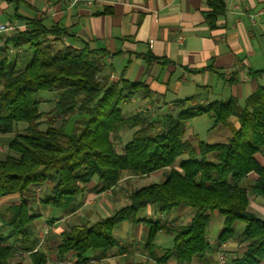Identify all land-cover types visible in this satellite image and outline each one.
Masks as SVG:
<instances>
[{
    "label": "trees",
    "instance_id": "16d2710c",
    "mask_svg": "<svg viewBox=\"0 0 264 264\" xmlns=\"http://www.w3.org/2000/svg\"><path fill=\"white\" fill-rule=\"evenodd\" d=\"M207 3V20L214 28L218 17L225 14V0ZM18 17L28 27L7 36L6 43L24 53L30 48L32 55L18 67V55L10 59L8 47L0 48V135L15 132L5 153L0 151V198L20 196L5 217L10 233L0 238V264H25L22 255L17 257L22 252L29 254L30 264H49L48 256L36 249L31 239L38 217L32 212L35 187L54 178L51 193L40 201L66 209L95 177L101 192L113 188L127 173L142 176L165 168L170 170L164 180L132 190L130 203L112 215L64 231L57 247L60 259L73 251L76 262L83 264L92 260L84 256L89 251L96 259L107 257L114 248L124 253L114 229L127 221L147 228L145 248L148 259L156 264H168L170 259L180 264H210L213 247L208 228L211 212L218 211L224 223L217 238V254L223 244L234 239L236 223L244 222L243 250L232 256L230 263L261 264L264 217L250 209V194L264 199V165L256 159L264 149V85H259L244 105L236 98L188 103L177 114L168 113L157 122L150 120L146 110L129 114L121 108L142 89L141 82L123 76L111 82V76H102L105 68L100 52L89 46L53 50V43L67 35L68 28L58 24L46 27L38 16ZM42 91L56 93L46 112L41 111V101L36 98ZM202 114L213 118V127L229 125L230 138L213 144L201 140L196 145L185 138L186 122ZM232 117L237 118L238 126L230 123ZM19 124L25 126L16 132ZM125 127L136 129L119 152L115 137ZM185 154L188 158L178 161ZM211 154L215 161L209 158ZM251 172L258 177L248 189L243 183ZM152 204L164 214L181 206L191 207L195 213L185 224L141 218L140 210ZM161 231L173 236L171 248L155 244Z\"/></svg>",
    "mask_w": 264,
    "mask_h": 264
},
{
    "label": "crops",
    "instance_id": "0c3cea01",
    "mask_svg": "<svg viewBox=\"0 0 264 264\" xmlns=\"http://www.w3.org/2000/svg\"><path fill=\"white\" fill-rule=\"evenodd\" d=\"M225 5V14L218 17L217 26L212 28L206 16L209 10L207 0H80L76 3L72 0H0V24L9 20L23 22L18 20V16H38L46 27L58 24L68 28V34L56 41L55 47L59 44L61 49L65 46H89L100 52L104 73L108 76L113 75L117 79L123 76L142 83V89L125 102L126 112L130 114L131 109L134 113L141 110L147 112L149 109L150 120L158 121L164 120L165 115L170 113L169 109L172 111L188 98H193L187 101L190 104L236 98L240 105H244L257 87L264 85V0H225ZM0 37L3 35L0 34ZM0 48H3L1 44ZM185 88L191 92L200 90L202 95L171 99L170 94L179 96ZM152 94H157V97L149 101ZM143 101L146 104L141 105ZM151 108H154L152 113ZM229 121L238 126L237 118L232 117ZM221 126L229 131L224 139L227 141L231 136L230 127ZM211 128L215 127L212 125ZM125 129L115 138L124 136ZM256 159L264 165V149L256 155ZM169 170L165 168L136 178L155 176L161 178L156 180L162 181ZM257 177L255 172H251L245 180L250 179L254 184ZM127 178L132 177L125 175L113 188L101 192L97 191L99 179L93 178L66 209L40 201L51 193L48 183L35 187L37 197L32 203V210L37 211L35 214L45 224L36 226L37 218L34 220L31 239L36 242V249L48 256L49 264L77 259L73 251L60 259L57 247L64 231L85 223L94 224L130 203L132 180ZM19 200L18 193L0 198V238L10 233V228L4 224L5 217L9 214V206ZM250 206L259 208L264 214V206L258 200H250ZM145 209V215H139L141 218L165 222L168 214L159 212L157 204ZM215 212L216 229L222 230L224 217ZM194 213L193 208L181 206L170 213L166 223L185 224ZM128 223L118 224L124 228L122 239L114 229L121 247L125 249L124 253L114 248L105 258L96 259L93 251L84 256L98 261L95 264H128L127 260L136 263L149 261L152 264L153 260L148 259L145 248L147 228L142 224L134 225L137 227L135 231L129 228ZM154 242L162 248H171L173 236L161 231ZM238 242L230 240L223 248L235 249L234 254H238L244 246L242 243L236 246ZM217 251L218 245L209 253L210 264H219ZM20 255L24 257L25 264H30L27 252L17 253V257ZM168 264L180 263L170 259Z\"/></svg>",
    "mask_w": 264,
    "mask_h": 264
},
{
    "label": "rangeland",
    "instance_id": "374dc122",
    "mask_svg": "<svg viewBox=\"0 0 264 264\" xmlns=\"http://www.w3.org/2000/svg\"><path fill=\"white\" fill-rule=\"evenodd\" d=\"M53 50L55 51H58L61 49V46L60 44L58 45L59 47H55V43H53ZM27 51L24 53V52H21L19 51V49H16L15 48V51L14 52H10V59H14L15 58V54L18 55V58H19V64H18V67H22L23 64H25L28 59L31 57L32 55V50L30 48H27ZM20 55V57H19ZM25 61V62H21V61ZM102 76L105 77H109L107 73H103ZM109 80L111 82H115L117 81L118 79L117 78H112V77H109ZM192 95H198V96H201L202 95V92L200 90H197V91H194V92H191L190 89L188 88H185V90L179 95L177 96V94H170L171 96V99H178V98H186V97H189V96H192ZM169 96V97H170ZM157 97V94H152L151 98H149L148 100L151 101V100H155ZM36 98L39 99L41 101V111L42 112H46L50 109V107L52 106V103L53 101L56 99V93L54 91H42V92H39L37 95H36ZM146 104L145 101H143L141 103V105H144ZM188 105V102H184L183 104L181 105H178L175 109H173L171 111V109H169L170 113H174V114H177L180 110H182L183 108H186ZM121 108L123 109L124 112H126V103H123L121 105ZM154 108H151L150 112H154L153 110ZM155 109H158V108H155ZM165 109V108H164ZM149 111V109H147ZM138 111V110H136ZM147 111V112H148ZM158 111V110H156ZM166 112H168L167 109H165ZM130 114L134 113V110L131 109V111H129ZM43 120H45V117L43 118ZM155 120H158L157 118ZM163 120V119H161ZM158 122V121H157ZM213 125V119L208 116L207 114H202V115H199V116H196L190 120H188V129L186 130L185 132V135L184 137L185 138H188L192 143H194L195 145L199 143V141H205V142H208V143H215V142H219V141H225L224 139H226V134L228 131L227 128H224L223 126L219 125L215 128H211ZM25 124H19L17 131H22V128H24ZM41 127L42 128H46V124L45 122H43L41 124ZM127 129V132H123L125 133L124 136H118L117 138H115V144H116V148L119 152H122L123 151V146L126 142H128L130 139H131V135L134 131V129H129L128 127H126ZM191 134L193 135V137H191ZM15 136V132H12V133H7V134H4V135H0V151L2 153H5L6 151V148H7V143L10 139H12L13 137ZM188 156L185 154L183 156H181L178 161H181L183 159H187ZM209 158L213 161H215V156L214 155H210ZM127 176H130L132 178H127L128 180H132V184H131V190L133 189H136V188H140L144 185H147L149 183H152V182H157L159 181L161 178H157L155 176H149V177H145V178H142V179H137L136 176L134 175H128L127 173ZM136 179V180H135ZM156 179H159V180H156ZM48 186L50 187V191L52 190V187L55 183V180L54 178H51L48 182ZM253 184V182L250 180V179H247L244 181L243 183V186H245L246 188L249 189V187ZM38 188H36L37 190ZM39 190H37V193H38ZM250 200L253 201V200H258L259 203H261L263 206H264V199L262 197H255L254 195L250 194ZM250 209L256 213V215H258L259 217H264V214L261 213L260 209L259 208H255L253 206H250ZM145 208L141 209L140 212H139V215L141 214L142 216L145 215ZM33 213H36L34 210H32ZM58 212V211H57ZM216 212L215 211H212L211 212V220H210V224H209V228H208V237H209V241L211 243V246L213 248H215L217 245H218V240H217V237L221 231V229H216V226H215V218H216ZM171 217V214H168L166 215L165 217V222L168 218ZM35 224L36 226L41 224V225H44L45 224V221L40 217H37L36 221H35ZM130 224V227L132 230H135L137 229L136 226L133 225L132 227V223H128ZM134 228V229H133ZM245 228V223L244 222H237L236 223V227H235V237H234V240L236 241H239L238 242V246L240 245V240L241 238L243 237V230ZM115 233L117 234L118 237H120L122 239L123 235H124V228L122 225H118L116 228H115ZM220 248V246H218ZM224 253L226 256H227V262L229 264L230 263V258H232V256L234 255H237V254H234L236 253L235 249H222V250H219L218 254H217V258L219 257V255L221 254V252ZM152 264H156L154 261L152 262Z\"/></svg>",
    "mask_w": 264,
    "mask_h": 264
},
{
    "label": "built area",
    "instance_id": "2783aa9c",
    "mask_svg": "<svg viewBox=\"0 0 264 264\" xmlns=\"http://www.w3.org/2000/svg\"><path fill=\"white\" fill-rule=\"evenodd\" d=\"M78 1H80V0H72L73 3H76ZM252 18H253V16H252ZM253 21H254V19H253ZM27 27H28V24L26 22H24V21L19 22L17 20H9V21H6V22L0 24V34L3 35V37H0L1 46L3 48L8 47V49L11 53L14 52L15 48L6 43L7 36L11 35L16 30L24 29ZM111 77L115 78L113 75ZM225 245H226V243L223 244L221 248L223 249V247ZM218 258H219L218 259L219 264H227V256L224 253L221 252V254L219 255ZM97 262L98 261L92 259V260H89L83 264H95ZM61 264H80V263H77L76 261L67 259V260H63Z\"/></svg>",
    "mask_w": 264,
    "mask_h": 264
}]
</instances>
